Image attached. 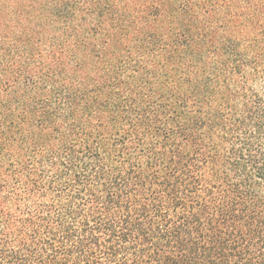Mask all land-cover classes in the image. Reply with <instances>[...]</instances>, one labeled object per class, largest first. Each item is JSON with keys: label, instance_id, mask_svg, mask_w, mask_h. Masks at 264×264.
<instances>
[{"label": "trees", "instance_id": "1", "mask_svg": "<svg viewBox=\"0 0 264 264\" xmlns=\"http://www.w3.org/2000/svg\"><path fill=\"white\" fill-rule=\"evenodd\" d=\"M78 3L86 106L0 83V264H264V0Z\"/></svg>", "mask_w": 264, "mask_h": 264}, {"label": "rangeland", "instance_id": "2", "mask_svg": "<svg viewBox=\"0 0 264 264\" xmlns=\"http://www.w3.org/2000/svg\"><path fill=\"white\" fill-rule=\"evenodd\" d=\"M78 1L0 0V83L7 81V79L18 78L20 74L27 72L34 75L37 91L66 86V93L69 94L71 99L60 97V107L84 108L86 106L84 102L78 101V103H75L74 99L77 98L74 94H84V98L95 95L94 85L91 82L92 87L84 83L80 84V72L76 70V72H73V69L70 70L68 66L62 63L66 62L75 67L85 48L88 49V53L92 51L88 47H99L101 50L103 42L113 43V41H110L113 37L102 30H99L100 32L96 36L89 33L88 30H86L84 36H77L81 28L89 29L77 19ZM16 29L24 35L21 39L22 42L30 41L37 48V51L33 52L32 55L25 56V60H29L30 64L34 63L35 66L27 65L24 61H21L20 57L15 55L11 41L14 36L13 33L17 31ZM66 48L68 54L64 52ZM123 66L126 67V75L138 69L133 63L124 64ZM96 67L97 75H102L108 68V64L101 59ZM50 68L52 70L48 74L55 76L54 81L41 85L43 83L42 79L45 78L46 72ZM140 71L146 75L148 83L154 81L147 75L148 67L146 65ZM106 86L107 83L104 81V83H100L99 88L101 87L100 90L102 91H107ZM109 87L112 93L116 94L117 89L113 86ZM88 89H93L92 93L87 92Z\"/></svg>", "mask_w": 264, "mask_h": 264}]
</instances>
